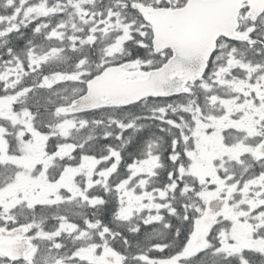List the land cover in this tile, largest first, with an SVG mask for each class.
I'll use <instances>...</instances> for the list:
<instances>
[{
  "label": "snow or ice",
  "instance_id": "obj_1",
  "mask_svg": "<svg viewBox=\"0 0 264 264\" xmlns=\"http://www.w3.org/2000/svg\"><path fill=\"white\" fill-rule=\"evenodd\" d=\"M0 264H264V0H0Z\"/></svg>",
  "mask_w": 264,
  "mask_h": 264
}]
</instances>
